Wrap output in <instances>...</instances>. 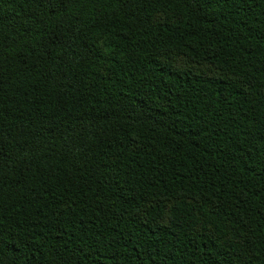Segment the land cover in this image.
Masks as SVG:
<instances>
[{
	"label": "trees",
	"instance_id": "trees-1",
	"mask_svg": "<svg viewBox=\"0 0 264 264\" xmlns=\"http://www.w3.org/2000/svg\"><path fill=\"white\" fill-rule=\"evenodd\" d=\"M0 264H264V0H0Z\"/></svg>",
	"mask_w": 264,
	"mask_h": 264
}]
</instances>
